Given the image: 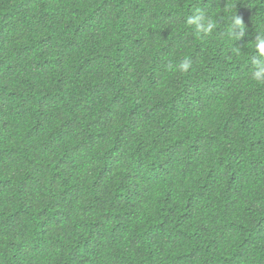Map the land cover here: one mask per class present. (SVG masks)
Instances as JSON below:
<instances>
[{
	"label": "trees",
	"instance_id": "16d2710c",
	"mask_svg": "<svg viewBox=\"0 0 264 264\" xmlns=\"http://www.w3.org/2000/svg\"><path fill=\"white\" fill-rule=\"evenodd\" d=\"M259 33L264 0H0V264H264Z\"/></svg>",
	"mask_w": 264,
	"mask_h": 264
},
{
	"label": "clouds",
	"instance_id": "9594fccd",
	"mask_svg": "<svg viewBox=\"0 0 264 264\" xmlns=\"http://www.w3.org/2000/svg\"><path fill=\"white\" fill-rule=\"evenodd\" d=\"M186 25L194 28L197 34L211 35L218 26V22L212 18L203 8H196L194 13L187 16ZM246 33V25L241 16L238 14L232 17L231 23L228 27V36L236 41L243 38ZM254 50L256 56L251 60V68L249 73L251 79L257 84H264V33L256 35L254 42ZM234 51H239L234 49ZM191 67L189 61L185 60L178 65V70L187 73Z\"/></svg>",
	"mask_w": 264,
	"mask_h": 264
}]
</instances>
